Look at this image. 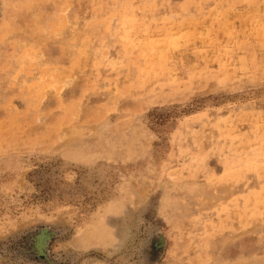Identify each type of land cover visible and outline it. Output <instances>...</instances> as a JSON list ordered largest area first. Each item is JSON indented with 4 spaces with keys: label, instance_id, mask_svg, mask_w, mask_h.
<instances>
[{
    "label": "rangeland",
    "instance_id": "rangeland-1",
    "mask_svg": "<svg viewBox=\"0 0 264 264\" xmlns=\"http://www.w3.org/2000/svg\"><path fill=\"white\" fill-rule=\"evenodd\" d=\"M0 264H264V0H0Z\"/></svg>",
    "mask_w": 264,
    "mask_h": 264
}]
</instances>
